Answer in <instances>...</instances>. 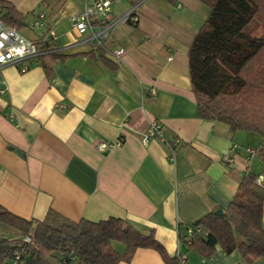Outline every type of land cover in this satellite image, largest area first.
Returning a JSON list of instances; mask_svg holds the SVG:
<instances>
[{"label":"crops","instance_id":"0c3cea01","mask_svg":"<svg viewBox=\"0 0 264 264\" xmlns=\"http://www.w3.org/2000/svg\"><path fill=\"white\" fill-rule=\"evenodd\" d=\"M4 1L23 17L18 33L34 30L32 41L43 40L64 59L34 61L25 73L19 65L0 67V207L32 227L49 210L71 222L116 218L152 234L184 264H246L218 245L202 258L178 238L179 230L225 211L246 175L264 176L258 158L264 141L197 116L188 50L209 8L198 0L146 1L137 23L111 27L104 44L123 49L116 61L103 48L75 41L70 17L83 0ZM128 6L114 2L111 19ZM40 13L45 28H31ZM151 122L177 143H142ZM118 139L120 146L96 149ZM0 237L22 235L0 224ZM119 264L165 263L156 251L137 249Z\"/></svg>","mask_w":264,"mask_h":264},{"label":"trees","instance_id":"16d2710c","mask_svg":"<svg viewBox=\"0 0 264 264\" xmlns=\"http://www.w3.org/2000/svg\"><path fill=\"white\" fill-rule=\"evenodd\" d=\"M198 1L210 14L188 50L197 116L225 124L232 132L255 134L264 141V0ZM0 15L7 26H22V15L4 0H0ZM47 47L42 44V48ZM56 59L64 57L53 52L42 56L40 62L44 66ZM258 158L264 164V151ZM257 176L248 174L240 181L223 217L210 213L187 226L192 229L189 237L187 227L179 230L180 244L202 258L211 257L218 245L226 254L237 252L246 264L264 259V185L255 184ZM0 224L32 238V244L25 246L21 239L0 237L1 264L23 247L31 253V264L49 260L59 264L129 263L137 249H152L165 264H180L179 256L170 258L152 234L143 236L116 218L71 222L49 210L43 221L32 227L0 207ZM113 243L124 246V252L118 253Z\"/></svg>","mask_w":264,"mask_h":264},{"label":"built area","instance_id":"2783aa9c","mask_svg":"<svg viewBox=\"0 0 264 264\" xmlns=\"http://www.w3.org/2000/svg\"><path fill=\"white\" fill-rule=\"evenodd\" d=\"M121 0H83L82 10L70 17L72 30L76 40L88 42L94 48H103L110 57L114 60H120L123 54V49H105V41L109 37L111 27L116 23H129L134 25L139 19V10L141 6L148 0H127L129 1L128 9L120 17L115 20L111 19V6L114 2ZM31 28L44 29V14L40 13L33 21ZM49 36L51 34L49 33ZM85 37V38H84ZM84 38V39H83ZM43 40L32 41L21 34L15 28L7 26L0 15V67L6 65H19L20 73H25L29 70L32 62L40 60L42 56L56 52L55 50L42 48ZM47 46V45H46ZM149 140H157L165 145H174L177 139L170 137L165 138L161 126L156 122H151L143 137L142 143ZM123 140L118 139L114 144L99 143L96 149L99 152H105L111 146H120ZM251 155L254 151H248ZM257 186L264 185V176L258 175L255 178ZM192 234V229L187 227L186 235L189 237ZM23 245L32 244L31 235L21 238ZM30 252L26 247L14 251L10 258L2 264H31ZM184 256H179L180 264H184ZM1 264V263H0Z\"/></svg>","mask_w":264,"mask_h":264},{"label":"rangeland","instance_id":"374dc122","mask_svg":"<svg viewBox=\"0 0 264 264\" xmlns=\"http://www.w3.org/2000/svg\"><path fill=\"white\" fill-rule=\"evenodd\" d=\"M254 25L252 22L249 27L247 28L246 32ZM19 34H21L23 37L34 40L36 37V32L34 30H26V29H20ZM260 169V168H259ZM262 170V168H261ZM46 264H59L58 260H49Z\"/></svg>","mask_w":264,"mask_h":264},{"label":"water","instance_id":"95a60500","mask_svg":"<svg viewBox=\"0 0 264 264\" xmlns=\"http://www.w3.org/2000/svg\"><path fill=\"white\" fill-rule=\"evenodd\" d=\"M214 215H216L218 217H223V212H222V210L218 209V210L214 211Z\"/></svg>","mask_w":264,"mask_h":264}]
</instances>
